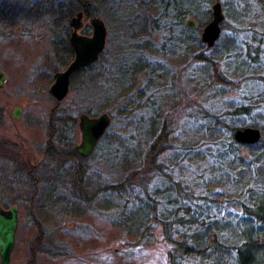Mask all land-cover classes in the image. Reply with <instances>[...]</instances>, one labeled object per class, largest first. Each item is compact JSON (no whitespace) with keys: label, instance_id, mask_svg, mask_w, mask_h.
<instances>
[{"label":"rangeland","instance_id":"1","mask_svg":"<svg viewBox=\"0 0 264 264\" xmlns=\"http://www.w3.org/2000/svg\"><path fill=\"white\" fill-rule=\"evenodd\" d=\"M173 1L185 7L184 0H87L107 31L101 63L110 79L102 82L108 76L98 65L72 78L66 98L57 104L48 89L53 75L63 71L73 55L56 49L54 42L58 30L68 20L57 25L59 14L45 13L44 0H8L6 18L3 22L0 18V71L5 76L0 89V154L5 147L8 157V162H3L0 156V189L3 176L13 168L10 159L19 157L27 164L39 160L57 121L65 120L61 127L66 147L74 149L79 145L78 118L87 113L91 117L106 113L111 119L107 138L99 141L86 161L90 167L87 176L92 183L99 180L100 184L115 185L143 166L144 152L150 143V118L160 120L172 113L169 123L174 130L166 144L169 151L159 162L168 171L174 170V180L183 181L184 191L217 203L214 205L218 223L226 225L229 219L240 217L239 203L248 206L249 197L264 190L263 157L259 151L238 148L228 158L232 160L230 165H216V154L212 153L218 140L204 127L218 118L230 122L228 114L239 108H248V114L235 117L232 123L242 128L250 127V118L264 115V81L260 80L264 78V15L251 0H194L187 6L191 12L180 26H172L169 31L165 23L172 11L165 9V4L172 6ZM216 2L221 4L224 16L219 39L212 48L196 47L195 38L200 40L202 29L211 19V6ZM74 8V13L80 10L79 6ZM205 12L209 18L200 31L195 32L196 26L191 30L185 28L186 21L195 23L190 15L205 17ZM180 30L190 31L188 41L178 40L182 38ZM226 37L233 39L228 51L221 42ZM249 42L260 45L257 53L256 47L249 52L250 58L258 56L257 63L247 57L245 45ZM199 56L207 63L198 61ZM214 69L226 83L212 78ZM96 70L98 77L94 78ZM17 108L20 113L15 119L13 111ZM10 141L20 142L21 147L11 149ZM228 141L223 139L224 143ZM36 147H43L40 155ZM257 172H261L259 177ZM35 178L37 191L31 182L25 183L10 264H167L160 238L155 243L152 238H144L148 245L144 239L139 240L140 229L146 223L140 221L142 216H132L131 210L123 206L124 194L103 199L107 202L102 197L101 208L88 206L84 216L69 218L71 179L52 171L39 177L36 174ZM202 183L209 184L208 194L202 192ZM165 187L166 184L155 181L149 184L148 192ZM46 197L65 200L68 206L54 208L43 204ZM141 198L145 199L142 195ZM155 201L159 203L158 216L166 217L163 195H157ZM205 210L208 211L207 207ZM209 213L214 215L213 210ZM228 229L229 236L225 234L220 240L232 239ZM211 235L218 239L215 231ZM56 248L64 255H53Z\"/></svg>","mask_w":264,"mask_h":264},{"label":"trees","instance_id":"2","mask_svg":"<svg viewBox=\"0 0 264 264\" xmlns=\"http://www.w3.org/2000/svg\"><path fill=\"white\" fill-rule=\"evenodd\" d=\"M48 1L44 0L46 5L43 4L45 6L43 10L45 13H51L53 11L60 12L56 18L58 21L57 25L59 26H62L63 23L71 17L74 13L73 11L76 10V8H74L75 6L80 7V3H88L87 0H66L65 4L64 1L61 2L60 0H56L53 3ZM193 1L194 0H184L185 7H181L177 1H173L171 4L172 6H170L168 2L165 4V6H168L165 9L169 10V8H171L172 11V16H167V21L165 23L169 31H172V26L176 28L180 26L183 18L187 17V13L190 11L187 6L191 5ZM210 1L211 0H206L205 3H209ZM251 1L255 2L257 8L261 11L260 14L264 15V0ZM189 17L195 19L196 33L201 30L209 18L207 12H205V17H192L191 15ZM171 19L174 20L172 21ZM261 20L264 22V18H261ZM58 32L59 35L60 32H63V35H58V38L54 42L56 45L55 48L66 52L67 56H72L73 54L67 42V37L69 35L68 26L65 25L61 27ZM255 32L253 34H255ZM179 33L182 36L181 39H178L179 41L183 42L190 39L188 34L190 31L180 30ZM192 33H194V31H192ZM170 34L173 36L171 32ZM232 41L233 39L227 37L221 41L224 45V50L228 51ZM251 42L245 45L246 52L248 53L247 57L252 62L257 63L258 56L256 55L250 58L249 52L253 49L252 47H256L255 53H257L260 45L256 44V46L254 43L251 44ZM194 43L193 45L196 47L203 46L200 40L196 38ZM103 58V56H100L95 64L76 72L71 79L86 71H92L98 65H101L100 69L102 70L101 72H103V63H101ZM197 59L198 61L207 63V59L205 60L201 56L197 57ZM97 70L93 73L94 78L98 77ZM103 73L108 77L102 82L107 83L110 79V75L107 72ZM212 78L217 81L222 80L221 75L215 69ZM260 80L264 81V78L261 77ZM246 112H248V108L236 109L228 114V116H231L229 117L230 122H228L227 119L224 121L218 118L215 119L216 121L212 125L204 127L205 131L212 135L213 139L218 140L215 143L217 149L213 153L211 152L212 155L216 154V165H220V167L221 164L225 163L230 165L232 160H228V158L234 155L238 148H244L248 151H259L260 156L263 157L261 170L264 168V115H262V113L259 115L260 117L250 118V125H248L250 127H258L261 131L260 133L263 135L257 144L242 145L236 143L233 139V133L238 129H242V127L234 125L232 122L235 117L237 119V117L248 114ZM171 118L172 113L167 114L160 120L150 118L151 122L147 130L150 143H147L144 152L143 166L139 170L123 176L115 185H109L106 182L100 184L99 180H95V182L92 183L87 176L90 167L87 166L86 162L92 155L87 159H83L77 155L74 149L65 147L70 166L66 168L63 164V167L57 165L55 170L51 171L60 173L61 171L58 169L60 168L63 177L66 179L70 178L72 181L70 185L72 200L70 201V209L68 208L71 210V215L69 216L67 214L68 217L78 219L87 213L88 206L90 208H98L102 197V200L109 196L117 198L116 195L122 193L125 195L126 199V202H123V206L131 210L132 216H142L140 221L142 223L145 221L146 223L143 226L140 224V221L138 222L141 227L143 226V229H140L139 232V240L144 238L148 240L152 238L153 240H151V242L155 243L157 242L155 241L156 238H160V244L164 246V255L167 264H264V190H261L258 195H253L252 198L249 197L251 201L248 200V206L244 203H239L241 214L240 217H236V220L229 219L226 225H224L223 222L218 223L219 219L216 220V205H214L217 203L212 199L207 200L203 196L193 195L189 190L188 192L184 191V188L181 187L183 181L175 182L174 180V170L168 171V167H165L163 163L161 164L159 162L160 157L169 151V147H167L166 144L168 143L169 136L174 130L169 123ZM63 122H65V120ZM107 132L108 130L105 132L102 139L107 138ZM224 138L229 139V141L224 143ZM62 143L66 146L65 141H59V144ZM223 147H225L224 150H222ZM52 154L54 155L56 153ZM175 165L176 164L173 163L171 166L174 167ZM228 170L230 171L229 175L233 176L232 171L229 168ZM260 173L257 172L258 177ZM237 175L239 176L240 173H237ZM181 176L182 175H180L179 178ZM261 176L264 178V173ZM91 177L94 178L93 176ZM258 177H254V180ZM155 181L166 184V187L162 191H154L150 194L148 192V186ZM208 187L209 184L202 183V192L208 194ZM159 194L163 195L166 203L165 210L167 216L164 218L159 217L157 214L159 203L155 201V198ZM141 195L145 199H142ZM208 201H212V204H208ZM103 202H107V200H103ZM43 204H51L54 208L59 207V205L68 206L67 201L50 197H46V199L43 200ZM206 207L208 211L205 210ZM99 208H101V205ZM210 208L214 211L213 214L215 216L209 213L212 211ZM151 227H153V229ZM227 229L233 236L232 239H228V241L226 239V242H224L220 239H224L225 234L228 235ZM213 231L219 235L218 239H212L211 232ZM146 240L145 244L148 245L149 241ZM59 253L60 248H56L53 255H64Z\"/></svg>","mask_w":264,"mask_h":264},{"label":"water","instance_id":"3","mask_svg":"<svg viewBox=\"0 0 264 264\" xmlns=\"http://www.w3.org/2000/svg\"><path fill=\"white\" fill-rule=\"evenodd\" d=\"M87 11V10H86ZM211 19L204 26L200 33V42L207 48H212L220 36V24L224 16L219 2L211 6ZM83 14L78 13L70 20L69 48L73 54L72 61L66 68L53 75V82L49 87V95L57 102L66 98L71 77L78 71L95 64L103 54L107 31L103 21L96 15L88 19L91 28L89 36L79 34L82 28ZM186 29H194V21L185 22ZM5 76L0 71V89L4 87ZM19 109L14 112V118H19ZM111 124L110 116L106 113L97 117H90L81 114L78 118V128L81 133V141L75 146V152L83 159L92 155L97 144L107 131ZM233 139L236 143L242 145H255L261 139V133L256 128L245 127L238 129L233 133ZM18 224L16 208L12 207L8 211L0 208V261L7 264L15 243V232Z\"/></svg>","mask_w":264,"mask_h":264},{"label":"flooded vegetation","instance_id":"4","mask_svg":"<svg viewBox=\"0 0 264 264\" xmlns=\"http://www.w3.org/2000/svg\"><path fill=\"white\" fill-rule=\"evenodd\" d=\"M7 5H8V0H0V18H2V22L4 21L3 18H6L7 8H8ZM53 13L59 14L60 12L53 11L49 14H53ZM78 13L83 14L82 28H81L79 34L84 35V36H89L91 33V28L88 24V19L92 15H96V14L93 13V10L91 9V5L89 3H80V10H77L75 13H73L71 15V17L68 19V24H67L68 31H69V35L67 37L68 45H69V37H70V31H71L69 23H70V20L73 17H75ZM48 94H49V92H48ZM55 103H57V102L55 101ZM17 109H19V108H17ZM15 111H13V117H14ZM18 113H20V109H19ZM54 124L57 126H55V127L53 126L51 128L52 132L47 137V140L45 142V147L44 148L42 147L43 153H42V156L40 157V159L35 161L34 164L24 163L23 161L20 160L19 157H15L13 159H10L13 163V168L10 171L8 170V173L3 176L4 177L2 180L3 186H1L2 189H0V208L3 211H8L12 207L16 208L18 224H17V228H16V232H15V240H16V234H17L18 226H19V217H18L19 216V206L24 201L26 184L31 182L34 185L35 190L37 191L38 181L35 178L36 174L38 177L42 176V175H46L47 172H49L51 170H55L56 166L59 164H60L59 165L60 167H63L65 165L67 168L70 166V162L68 161V157H67V152H65L66 146H64L63 143L59 144V141H61V142L65 141V132H63L62 127H61V125H65V124H63V121H61V120L57 121V124L56 123H54ZM10 142L12 143L11 149H17V148L21 147V144H19L20 142H17V143L15 141L14 142L10 141ZM14 144H15V148H14ZM42 148L36 147L37 155L41 152ZM1 151H2V153L0 154V156L3 158V162H8L7 161L8 157L6 155L7 154V152H6L7 148L3 147ZM52 153H56V154L53 155ZM37 155H35V157ZM2 158H0V159H2ZM4 159H6V160H4ZM62 164H63V166H62ZM28 166H30V167H28ZM58 169L62 172V170L60 168H58ZM34 173H35V175H34ZM10 176L12 177L11 179H9ZM14 246H15V243H14ZM13 249H14V247H13ZM13 249H12V252H13ZM12 252L10 255L9 262L7 264L11 263ZM0 264H2L1 261H0Z\"/></svg>","mask_w":264,"mask_h":264}]
</instances>
